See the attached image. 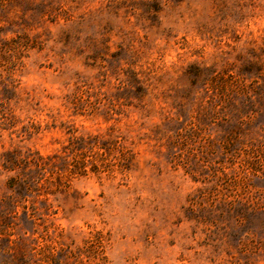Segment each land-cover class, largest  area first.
Listing matches in <instances>:
<instances>
[{
	"label": "rangeland",
	"instance_id": "obj_1",
	"mask_svg": "<svg viewBox=\"0 0 264 264\" xmlns=\"http://www.w3.org/2000/svg\"><path fill=\"white\" fill-rule=\"evenodd\" d=\"M264 264V0H0V264Z\"/></svg>",
	"mask_w": 264,
	"mask_h": 264
},
{
	"label": "trees",
	"instance_id": "obj_2",
	"mask_svg": "<svg viewBox=\"0 0 264 264\" xmlns=\"http://www.w3.org/2000/svg\"><path fill=\"white\" fill-rule=\"evenodd\" d=\"M103 238L99 235L95 240L86 241V250L88 251V256L92 259L96 264L97 261H104L105 257L102 256L103 253ZM43 262L49 264L52 262V258L44 257ZM53 264V263H52Z\"/></svg>",
	"mask_w": 264,
	"mask_h": 264
}]
</instances>
